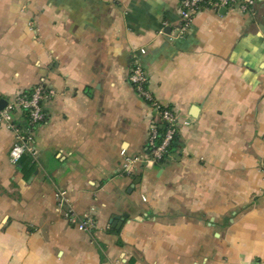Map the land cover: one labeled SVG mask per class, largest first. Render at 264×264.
Segmentation results:
<instances>
[{
	"label": "crops",
	"instance_id": "obj_1",
	"mask_svg": "<svg viewBox=\"0 0 264 264\" xmlns=\"http://www.w3.org/2000/svg\"><path fill=\"white\" fill-rule=\"evenodd\" d=\"M180 1L0 0V100L55 93L33 171L0 125V264H264V0L204 10L178 38ZM134 60L178 148L126 176L158 122Z\"/></svg>",
	"mask_w": 264,
	"mask_h": 264
},
{
	"label": "built area",
	"instance_id": "obj_2",
	"mask_svg": "<svg viewBox=\"0 0 264 264\" xmlns=\"http://www.w3.org/2000/svg\"><path fill=\"white\" fill-rule=\"evenodd\" d=\"M256 0H181L178 9L179 26L176 37L182 38L189 31L194 18L202 11L209 10L219 12L222 9L238 10L241 13L249 12L255 5ZM128 81L133 86L136 94L155 112L158 122L153 124L149 131L147 141V154L142 158L127 157L123 158V173L126 176L134 174L136 165L139 163L159 164L167 154L169 145L176 134L177 119L172 110L157 102L147 90L148 78L137 61H133L128 76ZM55 93L38 85L28 94H22L15 100L7 104L3 110H0V125H5L14 137L15 144L9 151V161L17 164L24 155L35 158L36 152L33 145V130L36 126L46 121V114L43 104L52 99ZM21 112L26 115V124L20 125L13 120L14 112ZM161 124L167 126L166 132L159 141L158 130ZM264 143V135L261 136ZM59 197V196H58ZM68 221L73 224L77 230L90 232L95 227L92 217L84 216L77 220L75 216L68 212L66 215Z\"/></svg>",
	"mask_w": 264,
	"mask_h": 264
},
{
	"label": "trees",
	"instance_id": "obj_3",
	"mask_svg": "<svg viewBox=\"0 0 264 264\" xmlns=\"http://www.w3.org/2000/svg\"><path fill=\"white\" fill-rule=\"evenodd\" d=\"M23 118H24V123H23V126H24V125L26 124V121H27V118H26V115H25V114L23 115ZM20 125H22V124H20ZM166 129H167V126H166L165 124H161V128L158 130L159 141L161 140V138H162L163 135L165 134ZM177 143H178V135L175 134V136L173 137V139H172V141H171V143H170V145H169V148H168V151H167V154H166V155H168V154L171 153V152H175V150L178 148ZM166 155H165V157H166ZM165 157H164V158H165ZM164 158H163V160H164ZM23 160H24V162L27 164V166L30 167V168H29V171H30V172L33 171V165H32V162H31L30 158H28L26 155H24V156L20 159L19 163H20V162H23ZM163 160H162L160 163H162ZM21 164H22V163H21ZM21 167H22V166H21ZM22 171L25 172L24 168H22Z\"/></svg>",
	"mask_w": 264,
	"mask_h": 264
},
{
	"label": "water",
	"instance_id": "obj_4",
	"mask_svg": "<svg viewBox=\"0 0 264 264\" xmlns=\"http://www.w3.org/2000/svg\"><path fill=\"white\" fill-rule=\"evenodd\" d=\"M7 105V103L5 102V101H3V100H0V110H3V108L5 107ZM139 180H137L136 181V183L138 182ZM118 222H120V219H118V218H115L114 220H113V224H117Z\"/></svg>",
	"mask_w": 264,
	"mask_h": 264
}]
</instances>
